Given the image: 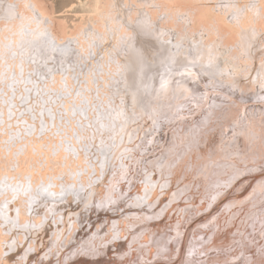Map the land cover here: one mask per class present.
Listing matches in <instances>:
<instances>
[{
    "label": "bare ground",
    "instance_id": "6f19581e",
    "mask_svg": "<svg viewBox=\"0 0 264 264\" xmlns=\"http://www.w3.org/2000/svg\"><path fill=\"white\" fill-rule=\"evenodd\" d=\"M139 2L140 4H138ZM139 2L134 3L131 0L130 3L132 7L134 5V8L131 7L132 9L130 8L129 10V8L124 9L126 6L122 7V0H110L109 3H106V5L108 4L107 10L105 13H102L103 25L101 23V26H104V30H98L94 26L93 28L85 27L80 29V33L74 38L75 33L73 35L68 34L66 22L61 20V23L57 26L53 17L46 13L37 0H0V123H5L6 125V127H3L5 130L4 134L9 135L8 137L12 141L10 144L12 145L10 146L11 149L12 147H16L12 149L14 150L13 153L16 152L15 155L11 154L9 159H4L1 156L0 162H12L16 170L18 167H27L28 169V174L23 176V180L19 179L21 178L20 173V175L14 173L13 176L15 177L9 174L8 179H6L7 176L3 175L2 177L0 175V188L3 189L0 190H2V194L7 189L5 194L7 192V194L14 195L16 199H13L16 205L15 210L9 211L11 210L9 208L13 204V201H9V208L3 207L4 204L2 207L0 206V211L3 212V215L0 216V222H5L6 225L17 226L15 221H17L18 217L19 221H22L23 216H26L25 218L29 216L32 218L31 222L26 223V219L24 221L26 224L23 223L22 228L29 230L37 229L39 225L41 228L42 224H37L38 226L34 227L33 218L38 215L44 216L47 211H58V213L63 212L61 216L62 220L68 221V227H66L72 232L71 234L76 233L77 237V234L79 235L80 232L76 230V227L75 229L72 228L75 226V221L73 223L72 219L70 220V214H66L63 209H53V205L58 206L62 202L68 203L70 201L75 203L82 196L93 205H98V201L100 198L102 199L101 196L104 189L108 190V196L113 193L114 182L109 187L111 181L108 177L111 174L113 162H118L117 158L119 155V153L117 156L115 155L119 146L117 145L118 147L115 150V146L113 145L117 143L118 134L123 133L124 130L123 138L126 140L125 135L130 125L122 117V112L126 113L128 110L126 102L124 103L123 101L132 98V100L135 99L136 106L142 105L144 107L143 98L156 91L154 89H156L155 85L158 82L163 87H166L165 92L168 98L169 89L171 87L173 89V85L175 84L176 86L180 84L181 87L185 83H190L189 86H183L182 88L186 87L198 93L201 88L196 81L202 77L206 81H209L211 85L215 84L211 88L214 92L222 91L215 87L219 85L227 87V89H233L234 91L237 90V92H243L251 86H258V76H263L264 79V0H141ZM130 3L126 2L127 6ZM144 7H149L153 10L152 15H164L163 17H158L159 21H157L153 16L148 17L146 13L148 10L146 11ZM136 15H139V17H136ZM185 25H187L185 32L188 37L183 33L184 31L182 32V28ZM226 29L228 32H226ZM229 38L236 39L235 44H228ZM41 68H44L46 70L45 73L47 72L46 75H49V79L45 77L48 79H45V81L49 83L51 78L53 82V84L51 83L54 86L52 91L59 90L58 92L60 93V89H62V93H64V91L69 90L70 95L72 94L71 99L69 97L65 100L60 98L64 100L60 104L66 113L62 111L61 107L60 113H64L62 116L59 115V110L55 109L56 107L50 108L52 111L47 110V113L45 112L46 115H44L45 117L43 116L45 119L47 117L45 126L43 124V127H45L43 131L41 123L40 127L42 128L39 127V129L38 127H29L30 124H33L30 123L28 127L32 132L26 131L27 125L24 126L23 124L22 127L24 126L25 129H21L19 126L20 129L17 132L16 129L19 127L18 125H14L16 123L13 125L18 128H12L9 131V126H7L9 116H6L10 114L16 119L17 115L18 118V114L20 113L18 111L21 110V107L18 106L20 107L19 110L15 108L17 102H19L22 96H28L27 94L34 88L36 80H40V77L41 80L44 78V69L42 70ZM248 68H251V71L249 70L250 73L252 72L251 75L248 77L247 75L243 76V70H248ZM244 74H246V71ZM249 77L250 79L247 83L243 82L244 78ZM39 87L38 85L36 89H40L43 93L42 89L44 88ZM33 90L35 91V89ZM211 90H206V92L210 94ZM184 91L179 93L183 94ZM58 92L56 91L55 93ZM34 93L36 94V92ZM34 93H32V96L36 98ZM20 95L21 97L19 98L18 96ZM64 95L62 97H65ZM178 95L181 96L177 93ZM44 96L46 95L44 94ZM35 98L32 97V100ZM214 98L219 100L217 102L214 99L216 103H224V107H232L228 105L226 100L222 101V98ZM26 100L28 104L33 101L38 102L36 100H28L27 98ZM50 101H47L46 104L45 100V105L42 101V104L39 105H35L34 103L33 107L30 106V109H27V116L33 114V110L36 108L49 107L48 103ZM25 102L24 104H27ZM215 104L210 106H218V104ZM220 105L222 106V104ZM26 107L28 106L26 105ZM73 109L77 111L78 116L75 118V120H78L77 122L72 121V118H67L69 116L74 117L71 115ZM218 110L216 111L218 112ZM15 111L18 114L13 115V113H16ZM36 111L38 112V110ZM220 111L224 112V110ZM237 111L241 112L239 109ZM25 112L23 111V113ZM28 112L29 114L31 112V114L28 115ZM158 112L156 113L158 114ZM212 112V116H215ZM66 114L67 117L65 116ZM33 115L31 116L36 118L37 114L35 117ZM206 117L204 118V128L202 130L207 127ZM24 118H22L23 121ZM66 119L69 120V123ZM9 120L12 121V119ZM20 121L22 122V120ZM26 121L25 124H28V120ZM240 124L242 127L238 128L242 131V139L237 133V125L234 122L233 127L235 129L233 130L235 132L232 131L233 138L230 139V143L233 144L231 147H237L236 154H234L241 158L239 163L242 162L243 167L236 166V163L232 165L234 163L231 160L232 158H227L228 154L225 152L224 155L218 156L222 160L221 163L219 162L221 165L219 167L217 165L215 167L216 171L212 173L214 167L209 164L210 162L207 159L208 162L206 160V162H203L202 158V162L205 163V165L202 163L204 166L201 164L203 172L200 169L203 173V178H200V183H196V187L201 188V193L208 194L215 187V184L209 181V178H218L219 174H223L221 167L224 166V160H226L228 168H235L228 175H234L237 178L239 172L243 171L241 178H251L253 176L256 179V177H259L254 184L251 183L252 187L249 188L250 191L246 196L240 195V193L244 191L247 182H242L240 187L235 190H232L234 184L230 182L227 184V192L223 193L224 189L219 188L217 190L218 194L212 196L209 203L210 207L208 209L204 208L205 210L210 211L212 209L211 205L218 204L223 201V198L227 194L231 193V195H236V198L228 200L221 207L239 204L243 215L236 219V211L232 213L217 212L216 214H212L200 226L196 225L193 228V232L187 235L181 250L183 251L187 248L188 240L191 237L189 241L190 246L195 250H204V260L199 257L192 258L196 263L204 261L205 264L207 258H210L208 262L213 260L212 264H227L228 259L219 247L220 245L224 246L222 242L225 240V237L233 238V236H238L240 257L236 259L235 264H263V245L258 240L264 231V114L261 115L259 120L256 119V122L254 121L246 125L240 122ZM252 124L256 126L254 133L247 130V127ZM13 125L11 124V127ZM214 131L216 130L214 129ZM176 132L172 133V138L170 137L171 142L166 151L158 155L156 154L157 157L155 156L154 159H151V167L157 170L148 169L141 173L139 177L140 190L136 193L128 192L129 189L133 188L134 180L132 179V182H129L131 185L127 186L129 187L128 190L121 191L123 195L119 190L117 191L119 192L118 195L121 194L119 198L125 197L123 198L130 208L139 207L141 210L144 208V211L149 208L147 210L153 212L152 208L155 209L156 206L153 205L152 201L157 197L156 193L160 192L163 188H167L170 184L164 181L163 174L166 172L171 173L175 167L173 165L175 164L178 167L180 162L185 161V157L189 153L191 155L199 154V150H197L196 146L193 148V145L188 149L186 148L185 151L181 149L183 147H171L172 142L175 141L174 144L178 142V138H186V133L182 130L179 133L181 137L178 134L180 130ZM141 133L142 135L144 134L143 132ZM10 134L15 135L10 137ZM130 134L132 133L130 132ZM130 134L128 137L131 136ZM132 136L130 137V140L134 139L132 142L138 140L136 136V139ZM17 140L22 141V143L27 140V143L20 146V142ZM113 149L114 152H112ZM129 149L130 151L136 150V148L133 150L131 147ZM234 154L233 157L235 158ZM113 156H116V158L114 157L112 161ZM173 158H176L174 162ZM26 161H28L27 164H25ZM52 165L62 169L59 176L51 174L53 171ZM196 166L198 167V165ZM190 169L191 167L189 166L188 170L190 171ZM219 170L221 172L217 173ZM78 172L79 174L81 172V174L78 175ZM103 172H106V175L103 174L102 176ZM198 173L199 171L195 172L196 175ZM45 179H48V181L40 182ZM68 179L75 182L68 184L66 183ZM10 180H13V184ZM15 180H19V182ZM49 180H52L53 183H49ZM249 180L251 181V179ZM180 182L179 184H181ZM159 183L160 185H158ZM183 183V186H180L179 190L173 194L174 198L181 196L185 192H190V189H194L195 183H189L185 177ZM44 202H50V206H44ZM34 205L43 206V210L34 212ZM166 206L162 209L164 210ZM39 208L41 209V207ZM162 209H156L153 215L148 216L149 222L142 223L143 225L140 222V225H138L142 228L137 233L140 234L146 227V224L150 225L149 229L154 235L156 230L163 231L165 227L161 228L160 223L158 224V222L153 221L155 218L162 216ZM122 211L124 210L122 209ZM254 211L257 212L253 213ZM126 213L125 215L128 214ZM13 214H15L16 218L13 217ZM149 214L151 213L149 212ZM138 217L140 220L141 214ZM138 217L136 216L137 221ZM183 218L185 219V217ZM191 221V218H187V223L185 222L186 224H180L179 226L185 227L189 224L191 225ZM165 223L164 221V225L168 226ZM131 225L133 226L134 223ZM108 226H106V229ZM3 227L4 225L0 223V264H8L14 258H11L12 255H10L9 251L11 250V253H13L14 249L20 251L19 248L21 247H19L17 238L10 237L7 239L4 236L8 230L2 229ZM40 228L37 230L41 231L42 228ZM112 228L114 230V227ZM65 229L60 231V239L64 240V236L68 232ZM146 229L149 230L147 227ZM175 229L178 233V229ZM108 230L110 229L108 228ZM113 230V233L110 232V235L112 233V237L113 235L115 238L120 237L121 232L117 229L114 233ZM14 231L13 228L11 233L14 234ZM135 235L137 236V234ZM161 237V235L157 236L159 239ZM179 249L180 245H178V251ZM124 254L127 256L131 253L125 252ZM15 255L13 253V256ZM186 258L188 256L184 257L180 264H196L190 259L186 261ZM172 261V259H168L164 264H172Z\"/></svg>",
    "mask_w": 264,
    "mask_h": 264
},
{
    "label": "rangeland",
    "instance_id": "374dc122",
    "mask_svg": "<svg viewBox=\"0 0 264 264\" xmlns=\"http://www.w3.org/2000/svg\"><path fill=\"white\" fill-rule=\"evenodd\" d=\"M37 1L41 5V7L46 11V13L48 15H50L51 17H53L54 22L56 23L57 26L61 23V20L62 21L64 20V22H66V24L68 25V34L73 35L75 33L74 38L76 35H78L80 33V31H81L80 29L85 28V27L86 28L87 27L93 28V26H94V27H97L96 29H98V30L99 29L101 31L104 30V28H103L104 26H101V23L103 25L102 13L103 12L105 13V11L107 10L108 4L106 5V3H109L110 0H37ZM133 1H134V3H138L141 0H136L137 2L135 0H133ZM126 2L130 3L131 0H122V7L124 8L126 6L124 9L129 8V10H130L132 5L130 3L129 4L130 6L129 5L127 6ZM138 4H140V2ZM132 8H134V5ZM144 8L146 9V11L148 10V12H146L148 17L153 16V18L155 20L157 19V21H159L158 17H163V15H164V14H158V16H157V14L152 15V13L154 12L153 10H151L149 7L148 8L144 7ZM160 15H162V16H160ZM136 17H139V15L138 16L136 15ZM155 20H153V21H155ZM97 24H98V26H97ZM185 27L187 28V25H185L182 28V32L184 31L183 33L187 36V34L185 32V30H186ZM226 32H228L227 29H226ZM235 42H236V39H234V38L228 39V44H230V45L235 44ZM41 69L43 70L44 68H41ZM249 70L251 71V68H248V70L247 69L243 70L244 71L243 76L244 75H247V77L250 76L252 72L250 73ZM43 71L45 73L46 70L44 69ZM245 71H246V74H244ZM46 73H45V75H46ZM45 75L43 78L44 80L43 79L41 80V77H40V80L38 79V80H36V82H34L35 86H34V88H32V90L29 91V93L27 94L28 95L27 97L22 96V98H20L21 95L18 96L21 100L19 99L20 103L17 102V106L15 108L17 110H19V108L21 107L20 108L21 110L18 111V112H20L19 114L15 111L16 113H13V115L18 114L19 115L18 118H20V117L21 118L18 119L17 115H16V119H15V117L10 115V114L6 116V117L9 116L8 117L9 122L7 125V126H9L8 127L9 131L12 130V128L13 129L18 128L19 126L21 127V129L22 128L25 129L24 126L27 125L26 126L27 128L25 130L28 132H32V131H30L29 127H38V129H39L41 124H42L41 125L42 127H43V124L45 126V120L47 119V117L45 119L44 115H46L47 110H50V108L53 109L54 107H56L55 109H58L59 113H60L61 109L64 113H66V111L63 110V108L61 107L60 102L63 99L65 100L68 97H69V99H71L70 97L72 94L70 95L69 90H66L67 92L64 91V93L66 92L65 95H64V93H62L63 92L62 89H60V93L58 92L59 90H55V91L53 90L52 91V89H54V86L52 85L53 82L51 81V78H50V82H49L50 84L48 82H46L45 79H47V78L49 79V75H46V76ZM45 77H47V78H45ZM162 78H164V77H162ZM249 79H250V77L244 78L243 82L247 83V81ZM257 80H259V81H257L258 83L256 82L258 84V86H256V85H254L255 87L251 86L250 88L245 89L243 92L238 91L239 92L238 93L237 90L234 91L233 89L232 90L227 89V87H222L221 85L215 86V87L218 88L220 91L221 90L222 91L221 92H214L211 90V88L214 87L215 84L211 85L209 81H206L204 79V77H202L196 81L198 86L201 88V90L198 93L196 91L195 92L191 91V90L187 89L186 87H184V89L182 88L183 86H189L190 83H185L181 87H180V84H177V86L175 84V85H173V89H171L172 87L170 88L171 90L169 89L168 98H167V94L165 92L166 87L165 86L163 87L160 84V82H158V84L155 85L156 89H154L156 91H153L152 93H150L151 95L148 92L149 95H146L145 98H143L144 107L142 105L136 106L135 105L136 104L135 99L132 100V98L131 99L128 98V100H126V98H125L126 101H123V102L124 103L126 102L128 110L126 111V113L122 112V117L124 118L123 120L130 125H129L128 131L125 135L126 140H124L125 138H123L124 133H125V130H124L123 133L121 132L120 134H118L117 139H116L117 143L116 144L114 143V145L112 144L113 146H115L114 149L115 148L117 149V147L119 146L118 147L119 150L117 149L118 151L115 149L116 150L115 155L117 156L119 153L118 158H117L118 162L117 163L113 162V168L111 169V174L108 177L111 181V183L109 184V187L112 186V184L114 182L113 193H111L108 196V190L104 189L103 194L101 196L102 199L100 198V200L98 201V205L96 204L97 206L95 204L93 205L88 200H85L84 196H82L81 198H78L75 203L73 201H70L68 203L62 202V204H58V206L53 205V209H55V208H58L60 210L63 209L66 214H70V220L72 219L73 223L75 221V223H74L75 226H73L72 228L75 229V227H76V230L78 232H80L79 235L77 234V237H76V233L71 234L72 232L69 230V228H67L68 227L67 226L68 221L62 220L61 216H62L63 212L58 213V211L57 212L56 211H54V212L47 211L46 215H44V216L38 215L35 218H33V221H34L33 223H35V224H33V225H35L34 227H37L39 224H42V226H44V224H45V226L43 228L41 226L42 229L39 227L40 225L37 227V229L40 228L41 231H38L37 229H30L31 230L30 231L29 229L22 228V226L24 224L31 222L30 220H32V218L29 216H27L28 218H25L26 216L25 217L23 216L21 219L22 221H19V217H18L17 221H15V224H17V226L6 225L5 222L1 221L0 223L4 225V227L2 229L9 231V232L6 231L5 232L6 235H4V236H6L7 239H9L10 237H12V238L15 237V239L17 238V242L19 243V247H21V248H19L20 251L15 250V249H14V251H12L13 253L16 254L15 256H13V253H11V250L9 251L10 255H12L11 258L12 257H14V258H12V261L8 264H164L165 261L168 259L173 260L172 264H180L181 260L186 256H188V258H186V261L190 259L194 263H196V262L192 258H195V257H199L202 260H204V250H201V249L195 250L194 248H192L190 246L189 241H190L191 237L188 240L187 248L183 251L181 250L183 248L182 246H184L183 244H184V241H186L187 235L189 233L193 232V228L196 225L200 226V224H202L205 220L209 219V217H211L212 214H216L217 212H230V213H232V212L236 211L237 212L236 219H238L239 216L243 215V213L240 211V205L239 204L221 207L222 204H225L228 200H232V199L236 198V195H231V193L227 194V196H225L223 198V201L219 202L218 204L211 205L212 209L210 211L205 210L204 208L208 209L210 207L209 203L211 202L212 196L215 194H218L217 190L219 188L224 189L223 193L227 192V190H228L227 184L230 182L234 184L232 187V190H235L236 188L240 187L242 182H247V185H246L244 191L242 193H240V195L246 196L250 191L249 188L252 187V184H254V182L256 181V179H258L259 176L256 177V179H254L253 176L251 178H248V177L241 178L243 171L239 172V176L237 178H235L234 175H228L232 170H235V168L234 169H232L231 167L228 168L226 165V160H224V166L223 167L220 166L221 169L223 170V174H219L220 176L218 178H209V181L214 183L215 187H213L208 194L201 193L200 192L201 188L199 189L196 187V183H198V182L200 183V180H201L200 178H203V175H202L203 170H202L201 164L207 159L210 162L209 164L214 167L212 169V173H214V171H216L215 167L217 165H218L217 167H219V165H221L220 163L222 162V160L218 156H221V154L224 155V153L227 152V154H228L227 158H229V157H230V159L232 158L231 160H232V162H234V163H232V165H234L236 163V166L243 167V163L242 162H241L242 164L239 163L241 158L238 157L237 155H236L237 157L235 156V154H236L235 152L237 150V147L236 146L231 147V145L233 146V144L230 143L231 142L230 139L233 138V132L232 131H234L233 129H235V127H233L234 122L237 125V133L239 134V136L242 139V131L239 130V128H238V127H242L240 122L243 125H244V123H245V125L251 124L254 121L256 122V119L259 120L261 118V115L264 114V83L262 84V82L264 81L263 76H261V77L258 76ZM42 81H43V83H42ZM260 81H262V82H260ZM44 83H47V84H44ZM38 85L41 88H44L42 90L44 92L45 91L46 92L45 93L43 92V93L48 98L46 96H44V94L41 92L40 89H38V88L36 89V87H38ZM33 89H35V91ZM177 90H178V92H176ZM206 90H211L210 94H208L206 92ZM56 91L58 93H55ZM170 91H172V92H170ZM181 91H184L183 94L179 93ZM31 92L32 93L36 92V94L34 93L36 95V98H35V96H32L33 94ZM156 93H157V95H156ZM177 93L180 94L182 97L179 95L177 96ZM62 94L65 97H62L63 96ZM54 95L56 98L54 97ZM57 95L59 97V100H58ZM32 97L35 98L33 100H36L37 97H39L38 100H36V101H38L40 103L33 101ZM163 97H164V100H163ZM214 97H218L220 99L222 98L223 99L222 101L226 100L228 102V105H231L232 107H228V106L224 107L223 105H225V104L220 103L223 106V108H222V106L220 104L216 103V101L218 99L214 98ZM26 98L28 100L31 99V101H33V102H30V104H28ZM60 98H63V99H60ZM149 99H151V100H149ZM214 99H216V101ZM45 100H46V102H45ZM50 100L52 101V103ZM41 101L43 102L44 105H45V103L47 104V101H50L48 103L49 104V107H47L48 109L46 107L41 108L39 106H36V107H39V109H37V108L34 109L35 111L33 110V112H34L33 114H35V115L37 114L36 115L37 119L33 118L31 116V115H33V114H31V112H30L31 115L28 112V115H30V116H27L26 113L30 109V106L33 107L34 103H35V105L36 104L37 105L42 104ZM157 101H160V102H157ZM24 102L27 104H24ZM53 102L55 105L53 104ZM124 103H123V106H124ZM212 103L218 104V106H214L216 109L214 107L210 106V105H213ZM69 104H71V103L69 102ZM26 105L28 107H26ZM50 105H53V106L50 107ZM18 106H20V107H18ZM132 106H133V108H132ZM139 106H141V107H139ZM60 107H61V109H60ZM209 107H211V108H209ZM213 109H215V110H213ZM218 109L224 110V112H221ZM238 109L241 110L240 113H239V111H237ZM36 110H38V112ZM42 110H44V111H42ZM216 110H218V112ZM23 111H26V112L23 113ZM50 111H52V110H50ZM73 111H74V109L72 110L71 115H73L74 117H71V116L67 117V114L65 116L67 118H72L71 119L72 121L77 122L78 120L77 119L75 120V118L78 116L77 111H76V109H75L74 113H73ZM158 111H160V112H158ZM56 112H57V110H56ZM68 112H70V111H68ZM156 112H158V114ZM211 112L214 113L215 116H212L213 114H211ZM225 112L226 113L228 112V113L226 114ZM51 113H53V112H51ZM64 113H60L59 115L62 116ZM216 113H218V114H216ZM207 114H208V116H207ZM23 115H26V116H23ZM35 115H33V116L35 117ZM233 115H235V116H233ZM24 117H26V118H24ZM205 117L207 118V127H206V129L202 130L204 128V118ZM22 118H24V121ZM27 118H29V119H27ZM38 118H40V119H38ZM208 118H210V119H208ZM9 119H12V121ZM25 119L28 120V124H25V122H27ZM132 119H134V120H132ZM231 119H232V121H231ZM2 120L4 121V119H2ZM17 120H19V122H17ZM20 120H22V122ZM38 120H41L42 122L41 121L38 122ZM67 121L69 123V120H67ZM34 122L35 123L37 122L35 126H34V124H35ZM14 123H16V124H14ZM18 123L21 125H19ZM30 123H33V124H30ZM0 124H1L0 125V142H1L0 144H2L4 142L3 145L0 146V158L2 156V158H4V159L5 158L9 159L11 157L10 156L11 154L15 155L16 152L13 153L14 150H12V149H15L16 147H12V149H11L10 146H12V145H10V144L12 143V141L8 137L9 135L4 134L5 130L3 127H6V125H5V123H0ZM11 124L12 125L14 124L15 126L18 125V127H14V125L11 127ZM22 124L24 125L23 127H22ZM29 124H30V126L28 127ZM20 127L18 129H16L17 132H19ZM42 127H40V128H42ZM208 127H209V129H208ZM44 128L45 127L42 128V131L44 130ZM255 128H256L255 124H252V125L247 127V130L252 131L254 133ZM34 129L37 130L36 128H34ZM214 129L216 131H214ZM176 130H177V132L180 130V132H178V134L181 133V130L183 132H185L186 138L185 139H182V138L179 139L178 138L177 140L179 143L177 142L178 144L177 143L174 144V142H175L174 141V142H172L173 144L171 143L172 144L171 147H173V146H176V147L178 146L179 148L183 147L181 149H183L185 151L186 148L188 149L189 147H191L193 145V148H194V146H196L197 150H199V154L197 153L195 155H193V154L191 155V153H189L188 156L185 157V161H182L183 163L180 162L178 167H176L177 165L174 164L173 166H175V167L173 170L176 171V172L174 171L175 174L172 173L173 170L171 172L172 174L169 172H166L163 174L164 175V181L168 182L170 184H169V186H167V188H163V189H161L160 192L158 191L156 193L157 197L152 201L153 205H155L156 208L155 209L152 208V210H153V212H155L156 209L160 210L164 206L167 205L164 210L163 209L161 210V211H163L161 214L162 216H160V217L156 216L157 218H155V220H153V221L158 222V224L160 223L161 228L165 227L164 230L163 231L156 230L155 235H154L153 232L149 229L150 225L146 224V227L149 230H147L145 227L144 230L140 234H138L137 232H139L142 228V227H139L140 222H141V225L149 222L148 216L153 215L154 213L151 212V210H147L149 208L145 209V211L143 210L144 208L142 210L139 209V207H135V208L131 207L130 208L125 202V199H124L125 197L123 196L124 197L123 198L120 196L121 198H119V195H121V194L123 195V192H124L123 190H125V191L128 190L129 187H127V186L131 185L130 183L132 182V179L134 180L133 188L131 190L129 189L128 192L130 191V193H136L137 191L140 190L141 185L139 183V180H140L139 177L141 176V173H143L144 170H148V169L152 170L153 169V167H151V164H150L151 159H154L156 154L158 155L159 153L161 154L163 151L164 152L166 151V148L168 147V145L171 142L170 137H171L172 133L174 134L176 132ZM40 131H41V129H40ZM227 131L230 133L228 134ZM130 132L132 134H130ZM141 132H143L144 134L142 135ZM15 134H10V137L14 136ZM129 134L131 136L134 135V136H132L134 138L136 136L138 140H135L134 142H132L134 139L130 140L131 136L128 137ZM163 134H165V135L162 136ZM141 136H143V137L145 136V137L143 138ZM150 136H152V137L150 138ZM179 137H181V134H179ZM17 139H20V138H17ZM148 139H150V140H148ZM17 141L20 142V144H19L20 146H23L25 143H27V140L24 141V143H22V141H20V140H17ZM192 142H194V143H192ZM133 143H134V145H136V143H138V144L136 146H134ZM140 143H141V146H140ZM146 143H147V145H146ZM129 145H131V146H129ZM13 146H15V145H13ZM138 146H140V147H138ZM128 147L133 148V150L136 148V150L130 151V149ZM114 149L112 150V152H114ZM10 151H12V152H10ZM233 154H234L235 158L233 157ZM206 155H207V157H206ZM116 156L112 157V161H113L114 157L116 158ZM202 158H203V162H202ZM175 159L176 158H173V162ZM197 162L200 164H198ZM27 163H28V161L25 162V164H27ZM203 164L205 165V163H203ZM203 164H202V166H204ZM196 165H198V167ZM189 166L191 167L190 171L188 170ZM51 167L53 168V171L51 172V174L59 176L61 173L60 171H62V169L56 168V167H54V165H52ZM245 168H249V167H245ZM155 169L156 168H154L153 170H155ZM200 169L202 170V172ZM186 170H188V171H186ZM198 171H199V173L197 174L198 175L197 176L195 174V172H198ZM27 172H28L27 167H18V169L16 170L15 165L12 162H6V163H5V161L0 162V175L2 177H3V175L7 176L6 179H8L9 174L12 177H15V176H13L14 173L15 174L20 173L21 175L20 174L19 175L21 176V178H19V179L23 180V176L27 175L28 174ZM220 172H221V170H219L217 173H220ZM80 174H81V172H80ZM80 174L78 172V175H80ZM103 174L106 175V172H103L102 176H103ZM1 176H0V178H1ZM184 177H185V179L188 180L189 183H191V182L195 183L194 189H192V190L190 189V192H187V193L185 192L181 196L174 198L173 194L175 192H177L179 190L178 188H180V186L182 187L184 184L183 183ZM159 179H160V177H159ZM249 179H251V181ZM176 180H177V183H176ZM178 180L181 181L180 182L181 184H179ZM7 181H9V180H7ZM7 181H6V183H7ZM10 181H12L11 183L13 184V180H10ZM15 181H14V183H15ZM43 181L47 182L48 179L42 180L40 182L42 183ZM16 182H19V180H17ZM74 182L75 181L71 180V179H68L66 181V183H68V184H73ZM49 183H53L52 180H49ZM158 185H160V183ZM196 188H197V191H196ZM0 189H2V188H0ZM198 189H199V191H198ZM2 190H0V199L1 198H3V199L0 200V203H2V204H0V206L2 207V205L4 204L3 207L9 208V204H8L9 201H13L12 203L14 204L15 201L13 199H15V197H14V195L7 194V192L5 194V191L7 189L3 192V194H4L3 195ZM118 190H119V192H121V191H123V192H121V194L118 195V193H119V192H117ZM142 190H143V188H142ZM113 197H114V199H113ZM7 200H8V202H7ZM118 200H120V201H118ZM114 201H116V202H114ZM121 201H123V203H121ZM13 204L10 206L9 209H11V210H9V211L16 209V205L15 204L13 205ZM43 205L44 206H50V202H44ZM38 206L41 207V209ZM36 207L39 209L35 210V209H37ZM34 208H35L34 212L43 210V206H41V205H34ZM122 209L124 211L121 212ZM137 209H139V210H137ZM258 210H259V208H258ZM127 211L128 212L130 211L129 212L130 214ZM257 211H254L253 213H255ZM149 212L151 214H149ZM125 213L127 215H125ZM139 214H141L140 220L138 217ZM2 215H3V212L0 211V216H2ZM13 215H14L13 217H15V214H13ZM136 216L138 217L137 218L138 221L136 220ZM71 217H73V218H71ZM183 217H185V219ZM74 218H76V219H74ZM187 218H191V220H192L191 225L189 224L185 227L179 226L180 224H186ZM132 219H133V221H132ZM178 219H179V221H178ZM25 220H26V223L24 222ZM77 221H78V223H77ZM144 221H146V222H144ZM164 221L166 222L165 224L168 226L164 225ZM131 222L134 223L133 226L131 225V224H133ZM136 222H138V223H136ZM108 224H109V226H108ZM119 225H120V227H119ZM106 226H108L107 229L108 228L110 229V230H108L109 232L107 231ZM15 227H16V229H15ZM112 227H114V230ZM136 227H137V229H136ZM13 228L15 230L14 234L11 233L13 231ZM175 228L178 229V233L176 232L177 230ZM10 229H11V231H10ZM63 229L68 230V232L64 236V240L60 239V236H59L60 231ZM111 229L114 231V233L118 229L121 232L120 233L121 238L120 237L115 238L114 235L112 237L113 232ZM23 232H25V233H23ZM110 232H112L111 235H110ZM135 234H137V236ZM159 235L162 236L161 239L157 238V236H159ZM237 237L238 236H233V238L232 237H225L224 238L225 240H223V242H222L224 244V246L220 245V247H219L220 249H222L224 256L228 259L227 264H235L236 259H238L240 257V245H239V241H238ZM111 238H112V240H111ZM226 238L227 239L229 238V239L227 240ZM258 242L262 243V245H263V247L262 246L261 247L263 249V255H262V261L263 262L262 263L264 264V231L261 233L260 239L258 240ZM178 245H180L179 251H178ZM212 247H213V245H212ZM125 252L131 253V254H128L127 256H125L126 255V254H124ZM150 257H151V260H150ZM209 259L210 258H207V261L205 264H212L214 262L213 260L208 262ZM155 261H158V262H155ZM196 264H204V261L196 263Z\"/></svg>",
    "mask_w": 264,
    "mask_h": 264
}]
</instances>
